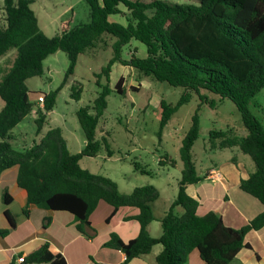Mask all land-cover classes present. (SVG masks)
Returning <instances> with one entry per match:
<instances>
[{
	"label": "trees",
	"instance_id": "1",
	"mask_svg": "<svg viewBox=\"0 0 264 264\" xmlns=\"http://www.w3.org/2000/svg\"><path fill=\"white\" fill-rule=\"evenodd\" d=\"M34 0H4L5 24L0 23V58L16 50L11 69L0 81V178L3 172L17 166L19 187L27 191L29 205L51 211L73 214L77 229L87 239L97 236L90 217L100 202L115 209L137 208L141 230L137 238L124 242L112 234L104 247L123 252L128 263L149 255L157 245L163 247L157 264H188L189 255L196 250L206 264H235L238 253L250 248L246 235L264 227V209L255 219L240 229L225 225L216 212L198 214L200 202L187 192L191 185L204 182L208 172L201 175L193 155L200 137L201 120L198 111L182 140L179 156L183 163L179 191L168 212L161 219V235L152 237L149 226L155 221L154 204L160 192L152 185L137 187L130 195L122 194L111 178L93 174L83 169L84 157H98L106 150L113 156L106 136L97 138L101 118L108 107V97L113 93L126 94L125 78L110 86L114 64L132 68L139 84L153 79L185 93L175 104L161 102L162 118L159 134L181 107L190 103L193 94L201 102L215 108V101H207L202 91L230 100L241 116L244 135L229 130H211L210 150L214 154L231 152L232 162L244 156L253 169L240 189L258 200L264 207V112L256 101L264 90V0H199L194 4H171L163 0H86L90 20L74 24L73 18L61 24L60 33L48 37L39 26L32 9ZM123 5L129 13L127 24L110 20L122 13ZM114 40L113 57L96 74L100 92L92 105L81 107L77 118L85 135L82 151L72 154L62 128L49 127L48 115L54 110L63 87L74 76L79 57L95 51ZM136 40L147 48L144 57L131 52L129 59L123 50ZM64 52L69 60L61 86L50 93H36L43 101L42 110L35 118L36 137L23 149L12 144L14 130L29 117L37 106L31 97L27 81L45 74V60ZM104 79L105 82H102ZM135 90V89H134ZM35 94V95H36ZM82 87L75 82L71 97L81 99ZM37 101V102H38ZM39 104V103H38ZM176 159L164 157L160 165H177ZM135 171L152 176V172L138 162L132 163ZM4 193L6 205L11 203ZM181 209L182 212H179ZM28 213V210H24ZM11 227L16 224L6 211ZM9 231L0 230V236ZM23 264H67L64 256L53 254L48 243L29 253Z\"/></svg>",
	"mask_w": 264,
	"mask_h": 264
},
{
	"label": "rangeland",
	"instance_id": "2",
	"mask_svg": "<svg viewBox=\"0 0 264 264\" xmlns=\"http://www.w3.org/2000/svg\"><path fill=\"white\" fill-rule=\"evenodd\" d=\"M142 1L150 2L152 0ZM163 1L171 4H199V0ZM31 7L39 19L41 30L48 37L59 34L61 24L70 18H73L74 24L90 20V10L86 0H34ZM119 8L122 13L111 16L110 20L126 25L129 17L128 10L123 5H120ZM0 23L5 24L4 0H0ZM113 43L114 40L106 37L105 43L101 44L98 49L88 51L79 57L74 76L60 91L56 106L48 115L45 132L49 127L62 128L72 154L79 153L86 142L77 118V111L81 107L92 105L98 96L100 88L97 86L95 75L101 72V69L113 57L111 48ZM133 51L139 57H144L147 48L142 43L133 40L131 45L124 48L123 57L129 59ZM16 55V50H12L6 57L0 58V81L13 66ZM44 66L43 77H35L27 81L31 97L36 100L37 106L34 112L15 129V133L18 134L19 130L24 128L23 136L18 139L17 143L13 142L14 147L19 150L22 144H29L36 136L35 118L38 111L43 108V103H39L36 93L46 94L58 89L64 80L69 60L64 52H58L49 56L45 60ZM122 77L125 78L126 94L121 96L113 92L108 97V107L97 130L98 139L102 136H106L108 139L113 156L109 158L104 150L98 157H84L80 161V165L93 174L111 178L117 183L119 191L125 195H130L137 187L154 186L160 192V198L155 204L156 215H160L162 211L158 209V205L168 204L178 193V182L183 169L179 146L191 126L194 114L198 111L201 120L200 137L193 148L199 173L212 161L221 162L225 159L224 156L232 155L229 151L214 154L210 150L209 133L211 130L232 129L235 134L244 135L245 129L240 113L230 100L222 102L219 97L202 91L208 102L212 100L216 102L215 108L201 102L193 94L190 103L181 107L159 134L163 112L161 102L166 101L175 105L185 91L166 83L156 82L151 78L145 79L139 84L136 71L118 63L114 64L111 71L110 86L112 89ZM75 82L82 87V96L79 101L71 97L72 86ZM102 82H105L104 79ZM256 101L264 109V90L257 96ZM3 106L4 103L0 99V111ZM166 156L172 160L176 159L177 165L175 167L160 165V160L163 161ZM133 162H138L142 167L152 172V176L136 172Z\"/></svg>",
	"mask_w": 264,
	"mask_h": 264
},
{
	"label": "crops",
	"instance_id": "3",
	"mask_svg": "<svg viewBox=\"0 0 264 264\" xmlns=\"http://www.w3.org/2000/svg\"><path fill=\"white\" fill-rule=\"evenodd\" d=\"M23 129L18 134L14 130L12 144L23 136ZM35 137L29 144H22L20 149L28 147ZM180 147L181 145L179 150ZM224 157L221 162L212 161L200 173L210 174L215 170L221 175V179L213 180L208 176L204 182L189 186L187 192L199 200L200 216L213 211L222 217L226 226L240 229L259 216L264 207L240 189L241 181L248 179L253 169L249 159L240 156L236 158L237 163H234L230 155ZM18 172L19 168L15 166L3 172L0 178V230L9 231L6 236H0V264H23L19 262L21 257L25 258L45 243L49 244L53 254L64 256L67 264H157L156 258L163 250L161 245L155 246L149 255L128 263H125L126 255L123 252L104 247L112 234H116L124 242L139 236L141 226L137 220V208H121L115 212L112 206L100 202L90 217L91 224L97 231V236L90 240L78 231L73 214L29 205L27 191L18 185ZM5 192L12 199L8 205L4 202ZM176 196L168 204L158 205V209L162 211L160 215H156V203L154 204L156 219L149 226L152 237L161 235V219ZM25 209L28 213L24 212ZM6 211L15 221V228L11 227ZM178 211L182 212L181 209ZM245 243L250 248H244L238 253L235 264H264V227L250 231L245 237ZM188 264L206 263L194 250L189 255Z\"/></svg>",
	"mask_w": 264,
	"mask_h": 264
},
{
	"label": "built area",
	"instance_id": "4",
	"mask_svg": "<svg viewBox=\"0 0 264 264\" xmlns=\"http://www.w3.org/2000/svg\"><path fill=\"white\" fill-rule=\"evenodd\" d=\"M39 103H43L42 99L40 98ZM211 179L216 180V179H221V175L219 173H217V171H212L209 175H208ZM20 263L24 262V257H21L19 259Z\"/></svg>",
	"mask_w": 264,
	"mask_h": 264
}]
</instances>
